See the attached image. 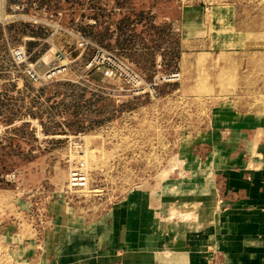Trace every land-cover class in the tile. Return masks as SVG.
<instances>
[{
	"label": "rangeland",
	"instance_id": "374dc122",
	"mask_svg": "<svg viewBox=\"0 0 264 264\" xmlns=\"http://www.w3.org/2000/svg\"><path fill=\"white\" fill-rule=\"evenodd\" d=\"M221 108L264 121V0H0V264L176 175Z\"/></svg>",
	"mask_w": 264,
	"mask_h": 264
},
{
	"label": "crops",
	"instance_id": "0c3cea01",
	"mask_svg": "<svg viewBox=\"0 0 264 264\" xmlns=\"http://www.w3.org/2000/svg\"><path fill=\"white\" fill-rule=\"evenodd\" d=\"M173 207L195 217L170 218ZM55 222L44 264H264L263 118L221 108L176 175L132 188L93 220Z\"/></svg>",
	"mask_w": 264,
	"mask_h": 264
},
{
	"label": "built area",
	"instance_id": "2783aa9c",
	"mask_svg": "<svg viewBox=\"0 0 264 264\" xmlns=\"http://www.w3.org/2000/svg\"><path fill=\"white\" fill-rule=\"evenodd\" d=\"M109 73H111V71ZM27 75L29 80H31L32 82H37L41 79V76L33 68L27 70ZM49 77H51L50 73Z\"/></svg>",
	"mask_w": 264,
	"mask_h": 264
}]
</instances>
